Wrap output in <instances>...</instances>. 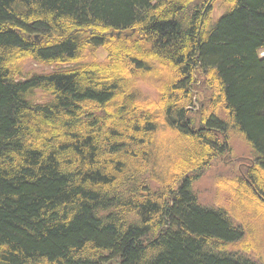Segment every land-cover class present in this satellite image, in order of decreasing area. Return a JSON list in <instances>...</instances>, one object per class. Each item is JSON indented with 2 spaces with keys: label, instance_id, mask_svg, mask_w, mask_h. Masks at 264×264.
Listing matches in <instances>:
<instances>
[{
  "label": "trees",
  "instance_id": "trees-1",
  "mask_svg": "<svg viewBox=\"0 0 264 264\" xmlns=\"http://www.w3.org/2000/svg\"><path fill=\"white\" fill-rule=\"evenodd\" d=\"M263 53L264 0H0V264H264Z\"/></svg>",
  "mask_w": 264,
  "mask_h": 264
},
{
  "label": "rangeland",
  "instance_id": "rangeland-1",
  "mask_svg": "<svg viewBox=\"0 0 264 264\" xmlns=\"http://www.w3.org/2000/svg\"><path fill=\"white\" fill-rule=\"evenodd\" d=\"M213 19L216 21L220 18L222 12L220 11L218 5L215 7L213 13ZM264 55V53L262 54ZM106 54L104 52L99 53V58L104 59ZM65 67L56 66H44L34 62H28L26 64V72L35 74H50L56 70H60ZM145 93L150 95H155V88L149 83L140 84ZM33 101L35 103L43 104L52 101L49 95H46L40 91H37L33 96ZM230 145L232 146L233 156L225 157L213 165H211L196 181L194 184V190L197 194L199 202L207 207H228L230 205L229 196L224 191H221L218 184L219 182L225 180L226 178H232L239 175L243 164L249 162L252 158V153L250 148L245 144V142L237 135L231 134ZM263 249H264V234L262 235ZM264 255V250H263Z\"/></svg>",
  "mask_w": 264,
  "mask_h": 264
}]
</instances>
